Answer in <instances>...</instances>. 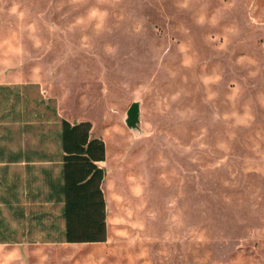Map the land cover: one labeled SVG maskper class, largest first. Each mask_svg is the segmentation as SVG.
I'll list each match as a JSON object with an SVG mask.
<instances>
[{
	"label": "rangeland",
	"instance_id": "rangeland-1",
	"mask_svg": "<svg viewBox=\"0 0 264 264\" xmlns=\"http://www.w3.org/2000/svg\"><path fill=\"white\" fill-rule=\"evenodd\" d=\"M0 83L90 124L108 198L90 257L0 264H264V0H0Z\"/></svg>",
	"mask_w": 264,
	"mask_h": 264
},
{
	"label": "crops",
	"instance_id": "crops-1",
	"mask_svg": "<svg viewBox=\"0 0 264 264\" xmlns=\"http://www.w3.org/2000/svg\"><path fill=\"white\" fill-rule=\"evenodd\" d=\"M28 84L38 85L37 83H0L4 86ZM39 93L45 101L54 99L45 97L40 87ZM56 112L59 118L70 125L85 123L70 122L65 119L59 112L57 104ZM15 115L22 118L23 111L19 109L15 112H7L0 109V257H90L87 254L77 255L62 251H70L71 248L76 249L82 245H100L107 241L108 198L105 187L107 145L101 140L103 158H93L88 161L80 158L67 159L71 152L62 148L59 143L55 145L50 142L26 143L1 140L7 125H17V122L12 120ZM95 139L100 140L91 136L90 126L88 140ZM93 146L94 153L100 155L99 148L96 145ZM25 149H45L51 157L41 161L23 159ZM82 156L85 157L86 154L83 153ZM72 179H82V184L89 181L86 183L85 191L83 190L86 193L90 192L96 196L97 189L101 192L105 212L106 240L104 242L56 241L57 235L65 229V220L62 215L63 207L68 201H56L55 197L64 187L68 189ZM68 197L69 194H66V198Z\"/></svg>",
	"mask_w": 264,
	"mask_h": 264
},
{
	"label": "trees",
	"instance_id": "trees-1",
	"mask_svg": "<svg viewBox=\"0 0 264 264\" xmlns=\"http://www.w3.org/2000/svg\"><path fill=\"white\" fill-rule=\"evenodd\" d=\"M0 109L7 112H15L19 109L23 111L22 118L18 115L12 118L17 125H7L1 140L26 143L50 142L55 145L59 143L62 148L71 152L67 159L80 158L89 161L93 158H103L102 141L88 140L90 124L85 122L70 125L59 118L56 112V101L43 100L38 85H0ZM93 145L99 148L100 155L94 153ZM83 153L86 154L85 157L82 156ZM22 156L23 159L39 161L51 157L45 149H25ZM93 176L94 174L90 180ZM81 182L82 179H72L68 189L64 187L55 197L56 201H68L63 207L62 215L65 220V229L57 235V242H104L106 240L102 194L98 189L96 196L90 192H84L86 183L89 181L84 184ZM67 190L68 193H66ZM66 194H69L68 198Z\"/></svg>",
	"mask_w": 264,
	"mask_h": 264
},
{
	"label": "water",
	"instance_id": "water-1",
	"mask_svg": "<svg viewBox=\"0 0 264 264\" xmlns=\"http://www.w3.org/2000/svg\"><path fill=\"white\" fill-rule=\"evenodd\" d=\"M125 124L132 131H136L139 129L140 110H139L138 102H133L131 106L129 107L126 113Z\"/></svg>",
	"mask_w": 264,
	"mask_h": 264
}]
</instances>
